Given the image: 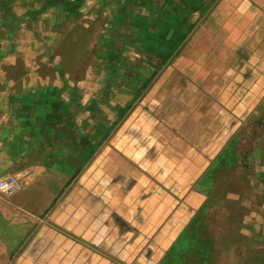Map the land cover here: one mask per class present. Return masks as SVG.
I'll return each mask as SVG.
<instances>
[{"label": "crops", "instance_id": "1", "mask_svg": "<svg viewBox=\"0 0 264 264\" xmlns=\"http://www.w3.org/2000/svg\"><path fill=\"white\" fill-rule=\"evenodd\" d=\"M6 1L0 179L24 185L0 196L6 263L161 264L264 103V0H80L83 73L65 3ZM226 74L214 102L203 81Z\"/></svg>", "mask_w": 264, "mask_h": 264}, {"label": "rangeland", "instance_id": "2", "mask_svg": "<svg viewBox=\"0 0 264 264\" xmlns=\"http://www.w3.org/2000/svg\"><path fill=\"white\" fill-rule=\"evenodd\" d=\"M5 1L0 0V8H9L10 5H6L8 3L5 4ZM11 1L12 5L21 2ZM46 1H36L34 4H46ZM57 1V4H62L65 0ZM71 3L77 9V0H71ZM20 4L22 5V2ZM69 18L71 21L68 24L72 27L70 22H73L76 26L67 31L64 29L65 37L59 42L60 49L63 48L67 54L72 55L77 47V60L81 57L82 63L79 67L83 73L82 65L91 60L90 54H87L90 52L89 45L84 43L85 38L82 37L78 38L76 46L74 45L75 37L85 34L84 30L77 26L81 25L79 23L83 18L77 20V15ZM262 34L261 30L259 36ZM90 53L95 54V51ZM94 70L97 71L96 67ZM79 77L83 78L81 74ZM234 78L226 74L203 81L210 83L211 100L216 102L222 94V88H228ZM258 148L264 153V103L259 106L257 115L247 120L235 141L229 143L227 149L231 154L226 155L228 159L222 164L216 160L209 171L208 184L211 186V193L203 208L198 228L212 240L210 264H264V159L260 162L261 157L259 153L256 154ZM7 258L5 253L0 252V264H7Z\"/></svg>", "mask_w": 264, "mask_h": 264}, {"label": "trees", "instance_id": "3", "mask_svg": "<svg viewBox=\"0 0 264 264\" xmlns=\"http://www.w3.org/2000/svg\"><path fill=\"white\" fill-rule=\"evenodd\" d=\"M80 0H77V5ZM59 1L47 0L40 12L44 11L50 4H57ZM67 10L72 14H77V9L72 3H67ZM178 39V38H177ZM227 149L226 154L217 158L219 164H222L230 155ZM233 155V154H232ZM231 155V156H232ZM210 174L208 173V178ZM203 208L195 215L188 228L177 239L173 248L169 251L161 264H210V253L213 248L212 240L205 235L198 226L201 223Z\"/></svg>", "mask_w": 264, "mask_h": 264}, {"label": "built area", "instance_id": "4", "mask_svg": "<svg viewBox=\"0 0 264 264\" xmlns=\"http://www.w3.org/2000/svg\"><path fill=\"white\" fill-rule=\"evenodd\" d=\"M23 189L22 181L16 176H6L0 179V196H13Z\"/></svg>", "mask_w": 264, "mask_h": 264}]
</instances>
